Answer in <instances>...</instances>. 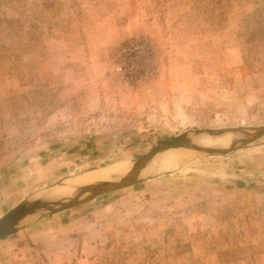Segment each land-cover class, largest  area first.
<instances>
[{
    "label": "rangeland",
    "instance_id": "rangeland-1",
    "mask_svg": "<svg viewBox=\"0 0 264 264\" xmlns=\"http://www.w3.org/2000/svg\"><path fill=\"white\" fill-rule=\"evenodd\" d=\"M259 126L264 0H0V217L187 131ZM237 146L34 215L0 264H264V141Z\"/></svg>",
    "mask_w": 264,
    "mask_h": 264
},
{
    "label": "water",
    "instance_id": "water-1",
    "mask_svg": "<svg viewBox=\"0 0 264 264\" xmlns=\"http://www.w3.org/2000/svg\"><path fill=\"white\" fill-rule=\"evenodd\" d=\"M225 134H232L243 141V146H237L234 150L238 148H246L258 142L264 141V126L190 130L179 136L173 137L137 160L131 173L120 181L99 182L81 187L73 194V196H71V198L65 200L49 201L39 198L21 203L4 216L0 217V241L18 232L22 223L34 215L60 213L91 201L104 194L134 186L143 180L144 175H141L142 171L159 154L177 148H188L200 151L201 147L194 143V139L196 137H219ZM224 154L226 153L217 155Z\"/></svg>",
    "mask_w": 264,
    "mask_h": 264
},
{
    "label": "bare ground",
    "instance_id": "bare-ground-1",
    "mask_svg": "<svg viewBox=\"0 0 264 264\" xmlns=\"http://www.w3.org/2000/svg\"><path fill=\"white\" fill-rule=\"evenodd\" d=\"M235 140H241V139L232 134H225L219 137H209V136L196 137L194 139V143L201 147L200 151H196V150L188 149V148H177V149H173V150L164 152L162 154H159L147 165V167L142 171L141 175L149 172L150 170L152 172V169H155L158 171L162 167H174L173 165V162L175 161L174 159H179V158L183 159V158H187L191 155L198 154V153L207 154V155L221 154L223 151V147H221V145H223L224 142L235 141ZM218 141L220 145L211 146L206 149L207 145L212 144L214 142H218ZM157 159H159V161H156ZM155 161L156 163H154ZM134 164H130V163L118 164L112 167H108L107 169L103 170L104 172L103 171H93L92 173L88 172L89 174H84L82 177L79 176L81 178L68 180L63 185L61 184L60 187L55 188L50 193H48L47 197L49 199L50 198L54 199L53 201L65 200V199L71 198V196H73V194L81 187L96 184L99 182L120 181L121 179L125 178L131 173ZM123 165L124 167H121L119 170L115 172H110L112 168L117 167V166H123ZM44 196L41 195L40 198L43 200H46L47 197H44Z\"/></svg>",
    "mask_w": 264,
    "mask_h": 264
}]
</instances>
